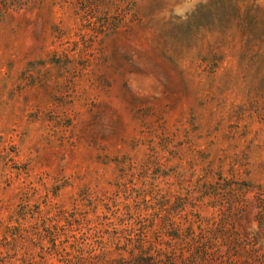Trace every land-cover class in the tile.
I'll return each mask as SVG.
<instances>
[{
    "label": "rangeland",
    "instance_id": "1",
    "mask_svg": "<svg viewBox=\"0 0 264 264\" xmlns=\"http://www.w3.org/2000/svg\"><path fill=\"white\" fill-rule=\"evenodd\" d=\"M0 264H264V0H0Z\"/></svg>",
    "mask_w": 264,
    "mask_h": 264
}]
</instances>
